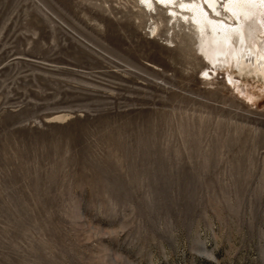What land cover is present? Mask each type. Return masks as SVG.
Returning a JSON list of instances; mask_svg holds the SVG:
<instances>
[{
	"label": "rangeland",
	"instance_id": "1",
	"mask_svg": "<svg viewBox=\"0 0 264 264\" xmlns=\"http://www.w3.org/2000/svg\"><path fill=\"white\" fill-rule=\"evenodd\" d=\"M140 0H0V264H264V79Z\"/></svg>",
	"mask_w": 264,
	"mask_h": 264
},
{
	"label": "bare ground",
	"instance_id": "2",
	"mask_svg": "<svg viewBox=\"0 0 264 264\" xmlns=\"http://www.w3.org/2000/svg\"><path fill=\"white\" fill-rule=\"evenodd\" d=\"M192 25L205 61L264 79V0H140Z\"/></svg>",
	"mask_w": 264,
	"mask_h": 264
}]
</instances>
